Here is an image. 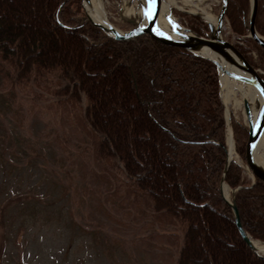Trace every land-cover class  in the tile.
<instances>
[{
  "label": "trees",
  "instance_id": "16d2710c",
  "mask_svg": "<svg viewBox=\"0 0 264 264\" xmlns=\"http://www.w3.org/2000/svg\"><path fill=\"white\" fill-rule=\"evenodd\" d=\"M15 8L24 9V2L0 0V28L13 30L0 36V53L25 68L37 63L57 70L71 93L85 100L82 120L97 141V154L117 162L137 193L181 223L177 264H264L240 237L220 191L222 178L230 190L240 188L234 202L242 228L264 242V185L250 187L234 162L223 176L226 123L217 67L146 36L128 42L109 38L84 17L80 0H41L33 22L25 9L21 20H12ZM249 15L250 0H227L233 45L264 70V50L247 37ZM184 17L187 29L206 36L204 20ZM255 29L264 37V0H257ZM7 38L14 39L16 52ZM49 43L58 52L53 54ZM231 124L241 155L247 132L234 119Z\"/></svg>",
  "mask_w": 264,
  "mask_h": 264
},
{
  "label": "rangeland",
  "instance_id": "374dc122",
  "mask_svg": "<svg viewBox=\"0 0 264 264\" xmlns=\"http://www.w3.org/2000/svg\"><path fill=\"white\" fill-rule=\"evenodd\" d=\"M22 1L25 10L15 8L12 20H21L26 10L30 21L39 19L41 0ZM140 1L128 6L143 10ZM175 2L172 17L184 28L185 15L216 17L221 7V0H193L198 9ZM102 4L117 30L133 28L128 21L135 18L126 16L124 0ZM80 10L87 19L82 0ZM9 28H0V36L12 35ZM222 37L236 41L226 22ZM7 40L16 52L14 39ZM49 44L53 54L58 52ZM250 56L257 61L254 52ZM255 69L264 76V70ZM225 95L221 91L229 153L228 114L243 127L246 123L236 102L240 96L226 101ZM83 105L85 100L71 93L57 70L37 63L25 68L0 53V264H177L181 223L137 193L117 162L97 154V141L82 120ZM230 125L231 159L243 169L244 152L238 154ZM243 175L250 183L244 170ZM194 250L199 262L200 249Z\"/></svg>",
  "mask_w": 264,
  "mask_h": 264
},
{
  "label": "water",
  "instance_id": "95a60500",
  "mask_svg": "<svg viewBox=\"0 0 264 264\" xmlns=\"http://www.w3.org/2000/svg\"><path fill=\"white\" fill-rule=\"evenodd\" d=\"M169 0H148L146 1L145 8H142L143 11L146 12L145 23L140 21L129 20L128 22L133 25V28L127 32H121L117 30L114 26L109 25L103 26L101 24L93 22L88 14L85 12L87 19L90 23L102 30L107 36L122 42L132 41L138 37L146 36L152 42L160 44L162 46L173 48V49H181L191 52L195 55L201 56L205 59L211 61L218 69L219 72V81L221 85L220 79V68L223 67L222 73H224L227 77L234 81L243 82L252 86L256 92L258 93L261 99V118L254 126L252 119V107L251 105L244 100L242 103L243 112L245 116V130L247 131L248 138L245 145L244 156L242 159V167L250 181V187L255 185H264V171L260 174L256 172L254 167V156L255 151L260 144L261 140L264 137V80L260 75V72L256 70L248 60L235 48L234 45L224 40L222 37V30L224 28V23L226 21V9H227V0H221V7L218 14L215 17V24L207 21V34L205 37H201L193 33L187 28H184L180 24H177V28L174 30V34L177 36L174 37H165L160 35L158 32V25L160 23L161 18L164 16L166 7L168 6ZM84 5V0H82ZM173 8V7H172ZM172 8L169 10L170 15L172 16ZM257 12V0H250V15L248 20V38L252 39L259 47L264 50V37L260 36L255 29V17ZM200 18L206 19V15L202 17V15H198ZM176 26V25H175ZM217 52L219 53L218 57H214L209 55L208 53ZM225 66H230L236 70H239L240 73L235 72L233 70H229L224 68ZM221 92V90H220ZM225 108V112H226ZM230 116L228 114L226 122L230 127ZM231 139H232V131H231ZM233 141V140H232ZM233 160L229 158V153L227 151V163L224 168L223 176L225 175L230 163ZM224 178L221 179L220 182V191L223 199L230 206L233 214L234 224L236 229L244 241V243L248 246V248L254 252L256 255H259V252H264V249L259 251L257 250L252 242H259L257 240L252 239L242 228L237 207L234 202V195L236 191L240 188L234 189L231 191L232 198L231 201H228L224 197ZM264 246V242H260ZM264 259V258H263Z\"/></svg>",
  "mask_w": 264,
  "mask_h": 264
},
{
  "label": "bare ground",
  "instance_id": "6f19581e",
  "mask_svg": "<svg viewBox=\"0 0 264 264\" xmlns=\"http://www.w3.org/2000/svg\"><path fill=\"white\" fill-rule=\"evenodd\" d=\"M129 1H131V0H124L126 16L128 15L131 17V15H132V16H134L135 21L140 19L143 23H145V19H146L145 10L143 11V10L139 9L138 11H135L133 6H131V7L128 6ZM146 1H148V0H141L140 1L143 8H145V6H146ZM181 1L184 3V5H187V6H189V5L193 6L194 5L193 7H196V8L198 7V5H196L195 3L192 2L193 0H181ZM173 6H177V3L175 2V0H169L168 6L166 7V10L164 13V16L161 18L157 29H158V32L160 33V35H162V36L176 38L177 36L174 34V30L179 29V28H177L178 23L169 13V10ZM84 9H85L86 13L88 14L89 18L93 22L101 24L103 26H107V27H109V25H112L108 21V19L106 18V15L104 12V7L102 4V0H84ZM130 19L132 20L133 18H130ZM206 19L210 23L215 24V17L214 16L207 15ZM133 21H134V19H133ZM208 54L211 56H214V57L221 56L217 52L208 53ZM224 68H227L229 70H233L235 72L240 73L239 70H236L230 66H225ZM219 70H220V79H221V91H222V93H223V91H224V93L226 92V95H225V97H227L226 101H227L228 97H230L233 94L240 96V100L236 101L237 104L242 105L243 101L246 100L252 107V119H253L254 126H256V124L258 123V121L261 118V112H262V110H261V99H260L258 93L256 92V90L252 86L245 84L243 82L234 81V80L230 79L229 77H227L224 73H222L223 67L220 68ZM228 133H229V135H228L229 158H232V156H234L233 155L234 153H233V141L231 139L230 128H228ZM260 149L262 150V152L259 154ZM254 167H255L256 172H258L259 174L262 171H264V137L261 140L260 144L258 145V147L255 151ZM228 190L229 189H228L227 185L224 186V190H223L224 191V197L228 201H230V194H229ZM252 244L257 250L260 249L259 251L264 249V246L260 243V241L259 242L253 241Z\"/></svg>",
  "mask_w": 264,
  "mask_h": 264
},
{
  "label": "built area",
  "instance_id": "2783aa9c",
  "mask_svg": "<svg viewBox=\"0 0 264 264\" xmlns=\"http://www.w3.org/2000/svg\"><path fill=\"white\" fill-rule=\"evenodd\" d=\"M261 255L264 256V252H261Z\"/></svg>",
  "mask_w": 264,
  "mask_h": 264
}]
</instances>
